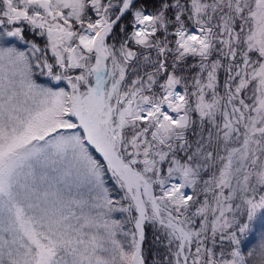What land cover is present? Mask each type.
I'll return each mask as SVG.
<instances>
[{
  "label": "snow or ice",
  "instance_id": "1",
  "mask_svg": "<svg viewBox=\"0 0 264 264\" xmlns=\"http://www.w3.org/2000/svg\"><path fill=\"white\" fill-rule=\"evenodd\" d=\"M0 264H264V0H0Z\"/></svg>",
  "mask_w": 264,
  "mask_h": 264
},
{
  "label": "rangeland",
  "instance_id": "2",
  "mask_svg": "<svg viewBox=\"0 0 264 264\" xmlns=\"http://www.w3.org/2000/svg\"><path fill=\"white\" fill-rule=\"evenodd\" d=\"M256 242V239H253L249 242V246H251V244H254Z\"/></svg>",
  "mask_w": 264,
  "mask_h": 264
}]
</instances>
